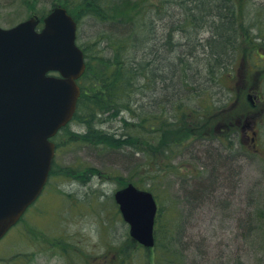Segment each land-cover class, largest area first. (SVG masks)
<instances>
[{"label": "rangeland", "instance_id": "rangeland-1", "mask_svg": "<svg viewBox=\"0 0 264 264\" xmlns=\"http://www.w3.org/2000/svg\"><path fill=\"white\" fill-rule=\"evenodd\" d=\"M53 5L54 0H0V22L10 26L33 14L44 15ZM241 13V25L253 40L256 28H252V22L264 16V0H246ZM83 15L77 11L78 43L87 47L89 41L100 39L98 33L108 26L97 23L91 15ZM160 26L157 21L155 31L159 36L164 30ZM194 33L190 32L191 37H195ZM208 35L202 31L197 36ZM152 39L149 46L158 43ZM179 40L183 42L177 33L173 41ZM99 45L98 48L105 44ZM168 52L171 54L164 55L168 59L165 61L175 56V52ZM205 73L199 82L205 81ZM224 82L208 87L210 91L199 99L205 103L215 97L218 105L233 101L229 91L233 82ZM210 84L206 81L202 88ZM161 89L159 81L155 89H146L140 96L145 113L160 110L161 98L158 100L157 96L162 95ZM154 98L157 99L150 104ZM197 100H188L190 108ZM215 114L212 112V117ZM71 127L73 131L84 130L76 122ZM106 127L110 131L116 128L117 132L127 130L119 120ZM208 137L211 138L184 139L180 150L175 147L174 154L161 160L162 171L154 182L160 207L166 212L171 209L169 214L178 219L176 250L180 263L264 264V218L257 217L264 210V164L248 154L240 155L238 160H226L223 155L235 151L226 148L218 132ZM144 159L130 146L112 150L91 143H73L59 148L54 161L56 173L27 216L0 241V264H155L152 252L136 249L129 225L114 201V192L124 178H137L144 173ZM205 179L213 181L212 187L202 199L191 200L187 195ZM144 181L146 188L154 187L151 180Z\"/></svg>", "mask_w": 264, "mask_h": 264}, {"label": "trees", "instance_id": "trees-1", "mask_svg": "<svg viewBox=\"0 0 264 264\" xmlns=\"http://www.w3.org/2000/svg\"><path fill=\"white\" fill-rule=\"evenodd\" d=\"M245 1L54 0V4L64 5L77 20L79 11L84 13L83 16L91 15L97 23L108 26L98 33L100 39L84 44L87 47L82 46L87 69L79 79L82 92L73 122L82 125L84 130L73 131L71 124L67 125L55 138L58 147L91 143L103 149L116 150L130 146L134 152L145 157L142 163L145 171L137 178H124L119 188L131 182L146 188L144 180L149 179L154 187L146 189L156 196L154 182L157 173L162 171L161 160L180 150L186 138L208 139L211 138L209 135L213 137L220 131V121L225 113L223 110L228 106L218 105L215 97L205 103L199 97L210 91L208 87L220 85L226 79L233 82L227 85L232 89L229 88V91L236 101L237 89L243 88L242 80L249 79L251 48L255 39L252 40L241 25V7ZM257 11L261 12L259 9ZM263 18L260 15L256 20ZM256 20L252 22V28L259 26ZM157 21L165 30L160 36L155 31ZM192 30L197 35L202 31H207L209 35L200 37L194 33L195 37H191ZM177 33L183 42L181 39L173 41ZM152 38L158 43L149 46L147 43ZM101 43L105 45L98 48ZM193 43L194 49L189 47ZM168 51L175 52V56L173 60L165 61L168 59L164 55L171 54ZM204 71V82L212 84L202 88L204 82L199 80L203 78ZM159 81L163 92L157 96L158 100L161 98L160 110L145 113L140 96L146 89H155ZM238 84L241 85L238 87ZM192 99L199 100L190 108L188 100ZM212 112L216 113L214 117ZM227 116L226 119L233 122L237 119L233 111ZM116 120L127 130L117 132L116 128L110 131L106 127V124ZM70 170L78 171L72 167ZM55 173L53 163L51 176ZM216 180L217 177L213 181ZM209 181H200L195 193L192 190L187 196L194 201L202 199L205 191H209ZM171 212V209L166 212L159 205L155 245L146 249L154 255L155 264H181L180 253L176 250L177 229L180 226L178 219L169 214ZM257 217L264 218V210ZM252 221L249 217V222ZM139 248L140 244L136 249Z\"/></svg>", "mask_w": 264, "mask_h": 264}, {"label": "water", "instance_id": "water-1", "mask_svg": "<svg viewBox=\"0 0 264 264\" xmlns=\"http://www.w3.org/2000/svg\"><path fill=\"white\" fill-rule=\"evenodd\" d=\"M0 27V240L41 193L55 156L51 138L74 116L86 70L77 22L64 7ZM58 71L61 76H49ZM131 236L155 243L157 201L129 183L115 192Z\"/></svg>", "mask_w": 264, "mask_h": 264}, {"label": "flooded vegetation", "instance_id": "flooded-vegetation-1", "mask_svg": "<svg viewBox=\"0 0 264 264\" xmlns=\"http://www.w3.org/2000/svg\"><path fill=\"white\" fill-rule=\"evenodd\" d=\"M256 21L259 26L255 27V42L251 48L249 79L242 80L243 90L237 89V100L224 108L225 113L220 121L218 134L225 142L226 148L235 151L232 155L224 154L226 160H238L240 155L248 154L264 164V20ZM0 24L3 25L1 22ZM240 85L238 84V87ZM231 111L237 116L235 122L226 119ZM26 215L27 213L23 218Z\"/></svg>", "mask_w": 264, "mask_h": 264}, {"label": "bare ground", "instance_id": "bare-ground-1", "mask_svg": "<svg viewBox=\"0 0 264 264\" xmlns=\"http://www.w3.org/2000/svg\"><path fill=\"white\" fill-rule=\"evenodd\" d=\"M201 87H202V86H201ZM201 87H200V88H201ZM208 183H209V184H208V187H207V189H208V188H210V187H212V185H213V184H212V183H213V181H212V180H210ZM210 184H211V185H210Z\"/></svg>", "mask_w": 264, "mask_h": 264}]
</instances>
